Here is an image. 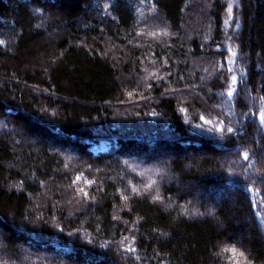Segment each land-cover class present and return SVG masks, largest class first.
Listing matches in <instances>:
<instances>
[{"label": "trees", "instance_id": "trees-1", "mask_svg": "<svg viewBox=\"0 0 264 264\" xmlns=\"http://www.w3.org/2000/svg\"><path fill=\"white\" fill-rule=\"evenodd\" d=\"M0 41V264H264V0H0Z\"/></svg>", "mask_w": 264, "mask_h": 264}, {"label": "snow or ice", "instance_id": "snow-or-ice-1", "mask_svg": "<svg viewBox=\"0 0 264 264\" xmlns=\"http://www.w3.org/2000/svg\"><path fill=\"white\" fill-rule=\"evenodd\" d=\"M232 11H233L232 6L229 5L228 12L231 13ZM0 43H2V41H0ZM228 51L231 52V54H232L233 57H235L237 55V52L234 51V50H232L231 47L228 48ZM229 62L231 63L232 61H229ZM229 71H231V69H229ZM236 84H237V77L235 75H232V77H231V86L227 90V96L229 98H231L233 96V93L236 92V88H235V85ZM181 111H186V109H181ZM199 118L201 120H205V118L203 116H200ZM259 120H260V122L262 124H264V109L260 110V112H259ZM205 123H211V121L205 120ZM220 123H221V126L219 128V131L221 132V134H223V132H224V126H223V123L222 122H220ZM227 132L228 133H232L233 132V129L231 127H228L227 128ZM243 157H244L245 160H247L248 159V153L247 152H244L243 153ZM79 179H80V177L78 176L77 177V180H79ZM88 183L91 184V183H93V181L90 180V181H88ZM146 187L147 188H150L151 185L150 184L149 185H146ZM81 191H83V189H81ZM84 194H85V196H87V193L86 192ZM124 199H127V197H124ZM154 199L159 200L160 197L157 195L156 197H154ZM209 214L210 215L211 214H214V210L209 209ZM201 215H203V214L201 213ZM261 224L264 225V217L261 218ZM127 251L132 252V251H134V249H132V248L129 247L127 249ZM231 251L233 253H236L237 250L235 248H232ZM239 255L240 256H243L244 254L241 252ZM137 259H139V257H137ZM238 264H239V262H238Z\"/></svg>", "mask_w": 264, "mask_h": 264}, {"label": "rangeland", "instance_id": "rangeland-1", "mask_svg": "<svg viewBox=\"0 0 264 264\" xmlns=\"http://www.w3.org/2000/svg\"><path fill=\"white\" fill-rule=\"evenodd\" d=\"M49 18L47 19V17H46V19L44 18L43 19V21L40 23L42 26H48L49 24ZM41 205V204H40Z\"/></svg>", "mask_w": 264, "mask_h": 264}]
</instances>
